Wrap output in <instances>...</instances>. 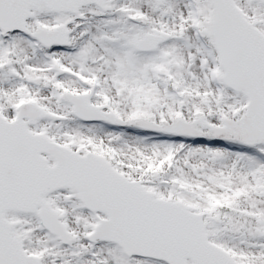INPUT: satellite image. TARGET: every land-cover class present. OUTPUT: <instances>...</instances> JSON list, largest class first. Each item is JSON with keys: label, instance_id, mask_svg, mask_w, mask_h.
I'll return each mask as SVG.
<instances>
[{"label": "snow or ice", "instance_id": "obj_1", "mask_svg": "<svg viewBox=\"0 0 264 264\" xmlns=\"http://www.w3.org/2000/svg\"><path fill=\"white\" fill-rule=\"evenodd\" d=\"M0 264H264V0H0Z\"/></svg>", "mask_w": 264, "mask_h": 264}]
</instances>
